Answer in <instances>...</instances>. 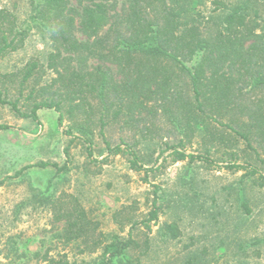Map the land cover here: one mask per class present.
I'll return each instance as SVG.
<instances>
[{
	"label": "rangeland",
	"instance_id": "374dc122",
	"mask_svg": "<svg viewBox=\"0 0 264 264\" xmlns=\"http://www.w3.org/2000/svg\"><path fill=\"white\" fill-rule=\"evenodd\" d=\"M33 1L0 0V11H9L18 26L26 28ZM79 1L71 3L81 10ZM96 1L105 3L111 14L126 5V0ZM244 1L190 0L189 8L196 12L201 30L208 36L214 34L216 23ZM251 2L253 9L264 13V0ZM76 36L85 41L81 33ZM52 52L48 34L34 28L21 49L0 61V72L17 73L38 61L46 71L40 85L49 84L55 77L47 69ZM186 81L181 79V84ZM34 84L30 83L19 99L22 112L29 111L25 98ZM9 99H18V93L13 90ZM236 101L244 105L262 102L264 107V87L244 91ZM58 117L56 111L42 109L34 121L19 116L10 105H0V126L6 127L0 128V264H48V259L102 264L108 258L105 248L114 238L127 239L130 232L140 248L131 252L130 262L123 259L115 264H264V187L260 186L264 183L260 178L264 175V136L251 135L247 143L218 123L229 121L228 116L209 120L216 138L213 146L202 126L183 150L195 157H208L210 162H173L172 150L159 155L166 143L177 145L182 137L162 114L155 120L143 119L135 127L124 120L110 122L104 137L96 117L90 148L70 134L69 120L60 123ZM151 121L155 125L151 128L153 142L144 140L146 130L142 133ZM232 127L246 132L240 124ZM106 141L112 147L121 145L124 152L108 156ZM136 141L139 145L134 151L146 162L143 170L133 169L127 154L126 145ZM229 163L249 167L229 169ZM64 166L65 170H59ZM252 169L257 175L242 180ZM70 197L76 198L96 223L97 230L90 238L67 241L63 236L64 223L56 221L55 209L69 204ZM156 199L159 219L150 223L149 230L141 223L149 217ZM165 223L178 224V240L162 236ZM147 239L148 246L144 244Z\"/></svg>",
	"mask_w": 264,
	"mask_h": 264
},
{
	"label": "trees",
	"instance_id": "16d2710c",
	"mask_svg": "<svg viewBox=\"0 0 264 264\" xmlns=\"http://www.w3.org/2000/svg\"><path fill=\"white\" fill-rule=\"evenodd\" d=\"M86 1H79L78 10L71 0H34L26 28H20L9 11H0V61L21 49L29 33L38 28L48 34L53 44L47 69L55 74L49 84L40 85L46 71L38 61L30 62L17 73L0 72V105H10L16 114L34 121H38V111L52 109L59 114L60 123L71 122L70 134L86 141L89 148L96 117L104 137L110 122L124 120L126 125L135 127L143 119L155 120L162 114L182 137L177 145L166 143L159 155L172 150L173 162H210L208 157H195L183 150L185 144H192L202 126L213 146L216 138L209 120L228 116L229 121L218 123L247 143L251 142V135L264 136L262 102L244 105L236 101L242 92L264 87V13L252 8L251 0L226 14L221 23L215 24L214 34L208 36L201 30L196 12L189 8L190 0H126L122 11L115 14L101 1ZM76 32L85 41H80ZM91 60L97 63L91 65ZM184 78L187 81L182 85ZM32 82L35 84L25 98L29 111L22 112L19 99ZM13 90L18 93L16 100L9 99ZM237 124L246 132L232 127ZM153 126L151 121L142 129V133L147 131L144 140H155L151 135ZM106 145L108 156L124 152L121 145L112 147L107 141ZM138 145L136 141L126 145V149L132 158L131 167L143 170L146 162L134 151ZM248 167L237 163L227 166L238 170ZM65 169L66 166L59 168ZM257 173L252 169L242 180ZM260 178L264 181V175ZM260 186L264 187V183ZM70 198L64 208L55 209L56 221L64 223L63 236L67 241L90 238L97 230L96 223L76 198ZM244 208L251 212L248 205ZM159 213L156 199L149 217L141 224L150 230V223L158 221ZM161 232L169 240L181 237L176 223H165ZM148 242L149 239L144 244L148 246ZM260 243L254 241L253 245ZM139 248L131 232L125 240L114 238L104 250L108 258L102 264L123 259L130 262L131 252ZM48 264L70 263L48 259Z\"/></svg>",
	"mask_w": 264,
	"mask_h": 264
}]
</instances>
